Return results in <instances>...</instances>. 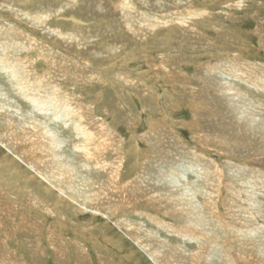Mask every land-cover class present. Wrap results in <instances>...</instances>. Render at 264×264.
Returning a JSON list of instances; mask_svg holds the SVG:
<instances>
[{
  "label": "rangeland",
  "instance_id": "374dc122",
  "mask_svg": "<svg viewBox=\"0 0 264 264\" xmlns=\"http://www.w3.org/2000/svg\"><path fill=\"white\" fill-rule=\"evenodd\" d=\"M263 117L264 0H0V264H154L119 220L162 264H204L207 233L228 253L208 264H264ZM59 155L110 218L47 180ZM176 190L203 229L156 203Z\"/></svg>",
  "mask_w": 264,
  "mask_h": 264
},
{
  "label": "bare ground",
  "instance_id": "6f19581e",
  "mask_svg": "<svg viewBox=\"0 0 264 264\" xmlns=\"http://www.w3.org/2000/svg\"><path fill=\"white\" fill-rule=\"evenodd\" d=\"M18 64H21L20 62L18 63ZM22 65V64H21ZM15 71V69H13L12 67L10 68V71L9 72H11V73H13ZM23 70L21 69V68H19V71L17 72L18 74H20L21 72H22ZM18 74L16 75V77L18 76ZM39 89H41L40 87H37L35 90H34V93L32 94L31 93V91H28V94H29V99L30 100H32V102L34 103V104H37V105H39V106H41V107H46V106H48L49 105V100H47L45 97H43V96H39L38 94V90ZM261 89V88H260ZM230 93H232V92H229V94ZM234 93H236V95H237V99L239 98V99H241V100H243L242 98V94H238V92H234ZM230 97H232V96H230ZM45 98V100H43ZM228 98V97H227ZM235 98V97H234ZM238 99V100H239ZM235 101V100H234ZM229 102V101H228ZM243 102V101H242ZM232 104V103H231ZM252 106H255V105H252ZM251 106V107H252ZM66 107H67V105H66ZM254 108V107H253ZM67 109V108H66ZM240 109V108H239ZM243 109V108H242ZM250 109V108H249ZM259 109V108H258ZM257 109V110H258ZM57 110V109H56ZM55 110V111H56ZM255 110V109H254ZM248 111V110H247ZM42 112H44V111H42ZM251 112H253V110L251 111ZM257 112V111H256ZM250 113V112H249ZM254 113V112H253ZM56 114V113H55ZM242 114H243V112H242ZM244 114H246V113H244ZM243 114V115H244ZM261 114H262V112H261ZM18 115V114H17ZM254 115V114H253ZM260 115V114H259ZM241 116V115H240ZM245 116V115H244ZM66 117H67V115H66ZM69 117V116H68ZM67 117V118H68ZM242 117V116H241ZM253 117V116H252ZM256 117H258V116H256ZM237 118V117H236ZM261 118V117H260ZM244 119V118H243ZM250 119V118H249ZM263 119H264V117H263ZM252 120V119H251ZM255 120V119H254ZM237 123V122H236ZM26 124V123H25ZM238 124V123H237ZM263 124V123H262ZM30 125V124H29ZM35 125V124H34ZM48 124H45L44 126H43V130H44V133H43V136H45V137H43L42 135H41V138H40V140H41V143L43 144V146H45L47 149L49 148H52L54 151H56V150H58V151H61L63 148V144L64 143H62V141H60V140H58L57 139V136L54 134V132H52L50 129H49V127L47 126ZM75 125H76V127H77V129L79 130L80 129V127H79V123H75ZM244 126V125H243ZM27 127V126H26ZM26 127H24V128H26ZM36 127V126H35ZM37 128V127H36ZM40 128V127H39ZM244 129H246V128H244ZM256 129H258L257 127H256ZM239 130V129H238ZM252 132V131H251ZM257 132V131H256ZM261 133H263V135H264V125H262V128H261ZM254 134V133H253ZM102 135V134H101ZM264 137V136H263ZM261 142V141H260ZM242 145V144H241ZM261 146V145H260ZM35 147V146H34ZM31 149V148H30ZM77 150L79 151V148H77ZM259 151V152H258ZM81 152V151H80ZM250 152V151H249ZM264 152V145H263V148L262 149H260V150H257L256 152L254 151V156H257V155H259V154H264L263 153ZM59 154V153H58ZM58 154H53V155H57L58 156ZM86 154V153H85ZM54 158H56V160L59 162V160H61V159H63L64 157L62 156L61 157V155H59V157H54ZM94 158H95V156H94ZM97 158V157H96ZM264 160V159H263ZM60 164H57V166H55V169L56 170H54L53 169V171H52V174L54 175V177H52V176H50V177H48L47 178V180L49 181V182H52V186L53 187H55L56 189H61V192L63 193V197H64V199H67V200H69V201H71V202H73V203H75L76 205H78L81 209H83V210H88V209H92V208H94V207H96V208H94V209H96V211H98V212H101L102 210H103V207L101 208L100 206H102L101 205V202L104 200V199H108V195H106V193H103V195L104 196H102V194L100 195H91L90 194V190H88V192H86V190L85 189H79V188H77L76 186L74 187L73 186V183L75 182V180H77L76 178H77V175L79 176V174L77 173V172H75L72 168H70L69 166H62L61 165V161L59 162ZM208 165V164H207ZM228 166V165H227ZM198 167V166H197ZM263 167V166H262ZM51 168V167H50ZM105 168V170H106V172H107V168L108 167H104ZM170 168V167H169ZM237 168V167H236ZM109 169H110V167H109ZM112 171H109V172H112V173H110L111 175H113V176H115L116 177V175H117V171H113V169H111ZM201 171V170H200ZM207 171V170H206ZM206 171H205V173H206ZM236 171V170H235ZM75 172V174H77V175H73V173ZM203 172V171H202ZM257 172V171H256ZM255 173V172H254ZM243 174V173H242ZM174 175H175V172H173V171H171V172H169L168 174L167 173H165L164 174V176H167V177H174ZM263 175H264V173H263ZM45 178H46V176L45 175H43ZM112 176V177H113ZM200 176V175H199ZM118 177V176H117ZM74 178H75V180H74ZM119 178V177H118ZM251 178V177H250ZM167 179H169L170 181H171V183L170 184H173V183H175L177 180L176 179H173V178H167ZM236 179V178H235ZM115 180V179H114ZM114 180H113V182H114ZM56 181V182H55ZM117 181V180H116ZM181 181V180H180ZM233 182V181H232ZM248 182V181H247ZM57 184V185H56ZM112 184V183H111ZM114 184H116V183H114ZM78 185V184H77ZM82 185V184H81ZM233 185V184H232ZM111 188V187H110ZM113 188V187H112ZM206 188V187H205ZM230 188V187H229ZM116 189V188H115ZM163 189V188H162ZM187 189V188H186ZM200 189V188H199ZM63 190V191H62ZM82 190V191H81ZM118 190V189H117ZM188 190V189H187ZM186 190V191H187ZM96 191V190H95ZM114 191V190H113ZM180 192V194H175V193H177V192ZM103 192V191H102ZM123 192V191H122ZM162 192V191H161ZM163 192H164V190H163ZM162 192V193H163ZM173 192V191H172ZM172 192H170V193H166V195H168V197H164L163 195H161V196H159V199H158V201H156V199H157V197H156V199L155 198H152V200L154 199L155 201H156V203H158V205H160V206H162V200L164 199H166V206L165 207H168L169 205H171V204H174V206H179L178 204L181 202V204H182V202L184 203L183 204V208L181 207L179 210V212H180V214H183V215H186L188 218H187V220H186V224H188L189 225V229H191V228H199V229H203V227H205L206 225L203 223V222H206L205 220H202L203 219V214L202 213H199L201 210H203V207H202V205H201V203L199 202L198 203V205H195L194 204V201H195V198H192V199H189L188 201L189 202H187V203H185L184 201H185V199H182V196H187V194H186V192H185V190H176L175 191V193H172ZM93 193V192H92ZM191 193V192H190ZM204 193H205V191H204ZM204 193H203V195H204ZM238 193V192H237ZM110 194H111V192H110ZM193 194V193H192ZM164 195H165V193H164ZM106 196H108V197H106ZM163 196V197H162ZM209 196V195H208ZM142 197V196H141ZM151 197V196H150ZM188 197V196H187ZM209 197H211V196H209ZM218 197V196H217ZM163 198V199H162ZM106 199V200H107ZM206 199V198H205ZM151 201V200H150ZM187 201V200H186ZM209 201V200H208ZM234 202V201H233ZM203 203V202H202ZM110 204V203H109ZM164 204V203H163ZM112 205V204H111ZM124 205V204H123ZM121 206V205H120ZM126 206V205H125ZM152 206H153V204H152ZM159 206V207H160ZM171 206H173V205H171ZM209 206V205H208ZM108 207V206H107ZM164 207V208H165ZM212 207V206H211ZM217 207V206H216ZM116 208V207H115ZM133 208L134 209H136L134 206H133ZM153 208V207H152ZM121 209V208H120ZM104 210H106L105 211V213L103 212ZM103 211H102V213H104V216L108 219V218H110V216H112V214H113V212H112V208H107V209H104ZM190 211V212H187V211ZM213 210H215V209H213ZM92 211V210H91ZM119 211V210H118ZM172 211H174V209L172 210ZM185 211V213H183ZM214 212V211H213ZM115 213V212H114ZM218 213V212H217ZM242 213H244V212H242ZM175 215V214H174ZM214 216H215V214H213ZM218 215V214H217ZM151 216V215H150ZM213 216V217H214ZM250 216V215H249ZM251 217H253V216H251ZM260 217V216H259ZM173 218V217H172ZM212 219V218H211ZM124 220V219H123ZM126 220V219H125ZM220 221V220H219ZM218 220H217V222H219ZM221 222V221H220ZM158 224L160 225V226H164L166 223L165 222H162V221H158ZM224 224V223H223ZM223 224H221L223 227L222 228H220V229H224V230H229V231H233L234 229H236V228H233V226L231 227V228H228V227H226L225 225H223ZM214 225V224H213ZM225 226V227H224ZM116 227L120 230V231H122V232H125V233H127V236H128V238H131V240L135 243V245L136 246H138L139 247V249L140 250H142L147 256H148V258L151 260V262H153L154 264H162L161 263V258L163 257L161 254L162 253H160V251H154L149 245H151L152 246V244H145L144 243V240H143V238H144V236H143V232H146V230L144 229V228H139V229H137V228H135V227H132V226H129V227H126L125 226V224L123 223V221H121L120 222V220H119V223H117L116 224ZM137 227H138V225H137ZM186 228V227H185ZM173 230V229H172ZM183 230V229H182ZM192 230V229H191ZM256 231V230H255ZM128 232H130L129 234H128ZM200 232V231H199ZM208 232V231H207ZM214 232V231H213ZM243 233V230L240 232H238V234L240 235V234H242ZM254 232H252V231H249V235H244V237L248 240V238H250V236L251 237H255L257 234H259L260 232H258V233H254ZM147 234V233H146ZM187 234V233H186ZM227 234V233H226ZM201 236V235H200ZM207 237H211V236H209V234L207 233V235H206ZM207 237H205V238H203V237H201V238H197V239H194V241H197V242H199V244H200V249L202 248V251H204V250H207V251H209L210 252V254H208V259L204 262V264H208V260H210V258L211 257H213V256H217V257H221V259H222V257L223 256H225V257H227L226 255H228V253L226 252V246L224 245V244H222V245H218L219 243L217 242V241H219V238L216 240H210V239H207ZM219 237V236H218ZM254 239V238H253ZM252 239V240H253ZM190 240H193V238H191ZM246 241V240H245ZM244 243V242H243ZM198 244V245H199ZM257 245V244H256ZM220 246V247H219ZM257 247V246H256ZM225 249V250H224ZM261 249V248H260ZM153 250V251H152ZM170 250V249H169ZM171 251V250H170ZM168 252V251H167ZM181 252H184V254H185V251H183V250H181ZM181 252H179L178 254H176L175 253V258H172V253H170V255H166L165 253V257H166V263L164 262V264H171V261H174V259H177V260H179V262L178 263H182V262H184L183 260L185 259V256L181 253ZM174 254V253H173ZM196 254V253H195ZM194 254V256H195V258H196V256L197 255H195ZM202 254V253H201ZM181 255V256H180ZM191 257H192V254H189ZM223 255V256H222ZM241 256V255H240ZM239 256V257H240ZM245 256V255H244ZM264 256V255H263ZM251 257H253V256H251ZM227 259V258H226ZM241 259V258H240ZM250 259V258H249ZM181 261V262H180ZM220 261H222V260H219V262ZM228 261V260H227ZM201 262V261H200ZM232 262V261H231ZM235 262V261H234ZM248 262H249V260H248ZM223 263V262H222ZM236 263V262H235ZM224 264H225V262H224Z\"/></svg>",
  "mask_w": 264,
  "mask_h": 264
}]
</instances>
